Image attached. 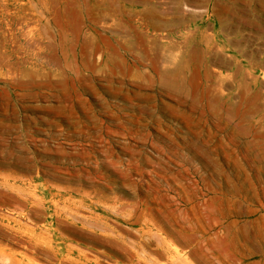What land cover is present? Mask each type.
Instances as JSON below:
<instances>
[{
    "label": "rangeland",
    "instance_id": "374dc122",
    "mask_svg": "<svg viewBox=\"0 0 264 264\" xmlns=\"http://www.w3.org/2000/svg\"><path fill=\"white\" fill-rule=\"evenodd\" d=\"M0 264H264V0H0Z\"/></svg>",
    "mask_w": 264,
    "mask_h": 264
}]
</instances>
